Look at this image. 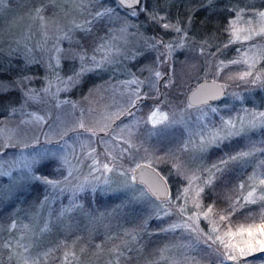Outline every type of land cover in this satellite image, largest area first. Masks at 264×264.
Segmentation results:
<instances>
[{
    "label": "rangeland",
    "instance_id": "obj_1",
    "mask_svg": "<svg viewBox=\"0 0 264 264\" xmlns=\"http://www.w3.org/2000/svg\"><path fill=\"white\" fill-rule=\"evenodd\" d=\"M178 1L123 9L102 0H0V95L16 96L0 105V198L34 182L42 187L25 214L12 210V220L0 223V264H234L222 261L206 234L214 238L220 233H211L213 226L222 232L264 211V201L244 199L253 186L264 193V0ZM194 4L207 14L231 8L221 48L195 40L188 22H178ZM210 20L201 16L193 33L215 44L218 33L204 32ZM93 78L99 80L83 89ZM202 78L219 81L225 93L192 106L186 95ZM231 138L242 145L209 160L211 149ZM227 162L245 169L244 187L224 214H212L203 192ZM44 163L50 173L41 175ZM141 163L167 180L166 199L135 182ZM98 201L107 213L127 210L139 220L131 228L113 224L124 228L117 247L75 249L71 233L83 228L91 237L104 218ZM233 208L237 214L220 221ZM153 234L162 241L146 251Z\"/></svg>",
    "mask_w": 264,
    "mask_h": 264
},
{
    "label": "trees",
    "instance_id": "obj_2",
    "mask_svg": "<svg viewBox=\"0 0 264 264\" xmlns=\"http://www.w3.org/2000/svg\"><path fill=\"white\" fill-rule=\"evenodd\" d=\"M94 1L96 2L97 0H94ZM105 1L108 2L109 6L117 5L118 7H120V5L115 0H102V2L100 3L102 4ZM178 2L182 4L181 0H179ZM179 6H182V5H179ZM174 7L175 6H173V8ZM196 8L197 6L196 4H194L191 6V9H190L191 12H186V14L181 13L177 15L178 22L183 24L184 20L187 21L188 24L190 25L187 30L188 35L194 37L195 40H198L199 42L202 41L205 44H208L212 49H216L219 43L223 42V40H221L223 37L222 32L225 29L224 22L226 20L225 17L227 15L224 13V11H216L213 14L210 12L211 14L210 13L207 14L206 10L200 11L199 8L198 10H196ZM229 9L231 11V8ZM205 15H207V17H209L211 20L208 21L207 27H205L206 29H204V32L206 35L207 34L209 35L211 32H214V31L215 33H218V36L216 39L217 43L215 44H211L210 41H208L205 36L203 38L202 35L196 36L193 33L194 29L192 27H194V25L200 26L201 25L200 18L201 16L205 17ZM165 16H167V14ZM183 16H185V19L183 18ZM167 20H170L168 16H167ZM217 48H221V47H217ZM0 76H2V74ZM3 77L4 79H11L10 76H8L7 74L5 75L4 73H3ZM85 79L82 84L83 89L85 87L92 85L93 81L97 78H93L89 80H85ZM14 96L15 95L12 93L0 95V105L3 106L8 101H12L14 99ZM262 105H259V106H262ZM242 141H243L242 138H231V139L226 140L225 142L223 141L220 147H214L211 149L208 155L209 160H214L216 158H219V156L221 157V155H223L222 153L229 154L231 151L232 152L235 151L237 147L242 145ZM155 151H157L158 154H161L162 156H164V153H165L164 148H159V149H156ZM154 165L156 167L161 168V170H164L163 165H158L157 163H154ZM39 167H40L38 168L39 174L45 175V174L50 173V170H49L50 167L48 166V164L44 163ZM244 172H245V169L244 171L243 170L240 171V169H238L234 163L227 162V164L220 169L219 173L216 175V177L213 179L210 185H208L204 189L203 203H204V206L206 207L211 206L212 214H215L217 212H221L222 214L225 213L224 206L227 207V205H230L231 202L234 200L235 196L237 195L238 191L241 190L240 183L242 181V178H244V175H245ZM41 193H42L41 185L38 184L37 182H34L30 184L28 187L22 190H19L17 194L13 195L12 197L8 199L0 198V223L2 225L8 224L12 220L13 214L10 213V211L12 210L16 211V213L21 214V215L25 214L26 209L32 208L33 204L39 200V198L41 197ZM238 197L240 198V196L237 195V198ZM108 199L109 200L111 199V201H113L112 198H108ZM98 203H99L98 208H101V210L103 211V214H105L104 216H102L104 218L103 220L99 222V224L96 225L95 227L96 230L95 232H93L94 235L92 234L93 236L91 237H88V235L89 236L91 235V231L87 229L84 230L83 228L77 231H73L71 233V235L75 236L78 241L74 245L75 249L82 247V245L86 246L87 250H93L97 247V245H100L102 249H105V248L107 249L111 246L117 247L118 245L117 242L120 241L119 238L121 239L123 237L121 236V230H124V228H122V226L119 225L118 226L119 228L116 229V226H114L113 224H115L116 222H120L125 228H131L133 227L132 225H134L137 222V220H139V218H137L135 214H134L135 216L133 215L130 216L131 219L128 218L127 217L128 215L126 214L127 210H125L124 215H122L120 211H112L110 213H107L109 207L104 208L105 207L104 203H100L99 201ZM117 210H120V209L117 208ZM254 211H256V209H254ZM117 213L118 215H116ZM236 214L237 212L233 213V215H236ZM123 223H126V224H123ZM152 225L154 226V224ZM158 236H159L158 234H153L151 237L148 238V242H147L148 244L145 247L146 251H151L155 249L156 247H158L159 243L162 241V239ZM261 254L263 253L256 254L255 256H251V257L254 259V261H257L258 259H264V255H261ZM85 255H87V251ZM96 261L98 262L95 264H101L98 259ZM136 263H137L136 260H132V259L126 260V264H136ZM36 264H53V263L48 260H38Z\"/></svg>",
    "mask_w": 264,
    "mask_h": 264
},
{
    "label": "snow or ice",
    "instance_id": "obj_3",
    "mask_svg": "<svg viewBox=\"0 0 264 264\" xmlns=\"http://www.w3.org/2000/svg\"><path fill=\"white\" fill-rule=\"evenodd\" d=\"M39 10H37L38 12ZM99 15V14H98ZM261 16H264V13H260ZM232 24H235V21H232ZM165 28L168 25H164ZM179 31V29H177ZM238 30L233 28V33H236ZM236 39H239V36H236ZM245 40L251 39V36L244 37ZM233 63H238V61H233ZM251 75L250 72H246L241 76V79L244 76ZM255 82V81H254ZM264 115V114H261ZM156 116V113H153V117ZM163 119H167V117H163ZM154 124L158 121L153 119ZM83 127V125H81ZM105 169L108 168L107 165H104ZM37 179H41V177H37ZM252 179V178H250ZM45 183H52V181L45 179ZM259 186L264 188V179L259 180ZM241 188L244 185L240 186ZM187 191V189L185 190ZM203 191V189H201ZM258 191L257 186H253L252 190L248 193L246 197H244L245 202L248 204H255L261 201H264V193H261L259 196L256 195ZM198 195V193H197ZM177 199H180V196H177ZM197 208L200 205H196ZM187 210L186 205L182 206L180 211L183 213ZM211 206L208 207V212H211ZM235 211L233 208L229 216L221 215L219 217L220 221H229L231 214ZM208 212L203 213L205 218L208 216ZM195 216V214H193ZM189 219H193V217H189ZM250 222L248 223H239V224H231L228 223L226 225V230L220 231L218 226H213L211 228V233H220L215 235L213 238L212 234H206L207 239L212 241V245H219V252L222 257V261H233L234 264H249L248 257L255 256L257 253H264V211H261L256 216H251L248 218ZM235 229V230H233ZM209 245V247H212ZM67 259V254H66Z\"/></svg>",
    "mask_w": 264,
    "mask_h": 264
},
{
    "label": "water",
    "instance_id": "obj_4",
    "mask_svg": "<svg viewBox=\"0 0 264 264\" xmlns=\"http://www.w3.org/2000/svg\"><path fill=\"white\" fill-rule=\"evenodd\" d=\"M122 8L138 7L141 0H115ZM225 87L219 81L202 78L187 93L186 100L192 106H199L215 102L222 98ZM134 180L143 184L149 193L157 199H166L169 195V186L166 179L154 167L139 164L134 169Z\"/></svg>",
    "mask_w": 264,
    "mask_h": 264
},
{
    "label": "flooded vegetation",
    "instance_id": "obj_5",
    "mask_svg": "<svg viewBox=\"0 0 264 264\" xmlns=\"http://www.w3.org/2000/svg\"><path fill=\"white\" fill-rule=\"evenodd\" d=\"M224 13L226 14V15H229V13H230V11L227 9L226 11H224ZM167 181V180H166ZM168 183V182H167ZM169 186V185H168Z\"/></svg>",
    "mask_w": 264,
    "mask_h": 264
}]
</instances>
